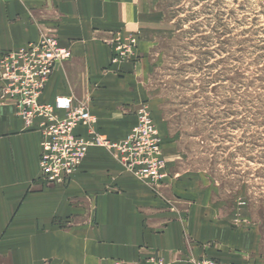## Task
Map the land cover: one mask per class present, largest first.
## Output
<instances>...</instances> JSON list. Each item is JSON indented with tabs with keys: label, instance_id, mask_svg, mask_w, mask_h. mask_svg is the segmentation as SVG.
<instances>
[{
	"label": "crops",
	"instance_id": "obj_1",
	"mask_svg": "<svg viewBox=\"0 0 264 264\" xmlns=\"http://www.w3.org/2000/svg\"><path fill=\"white\" fill-rule=\"evenodd\" d=\"M154 1L0 0V61L44 36L56 37L72 55L53 69L40 103L72 98L75 108L84 105L97 118L100 134L121 142L150 98L142 39V59L130 61H114L112 40L118 33L142 36ZM1 88L0 81V264H147L150 257L165 264L203 258L256 264L229 254L244 247L237 232L194 176L173 170L164 144L169 176L158 190L102 147L88 150L66 184L47 186L39 169L41 119L29 127ZM76 133L88 134L83 126Z\"/></svg>",
	"mask_w": 264,
	"mask_h": 264
},
{
	"label": "rangeland",
	"instance_id": "obj_2",
	"mask_svg": "<svg viewBox=\"0 0 264 264\" xmlns=\"http://www.w3.org/2000/svg\"><path fill=\"white\" fill-rule=\"evenodd\" d=\"M149 11L132 33L147 66L141 106L173 170L237 232L244 247L229 254L264 264V0H155Z\"/></svg>",
	"mask_w": 264,
	"mask_h": 264
},
{
	"label": "built area",
	"instance_id": "obj_3",
	"mask_svg": "<svg viewBox=\"0 0 264 264\" xmlns=\"http://www.w3.org/2000/svg\"><path fill=\"white\" fill-rule=\"evenodd\" d=\"M128 35V36H126ZM137 39L132 34H116L112 40L117 60L137 58ZM71 50L61 47L52 35L42 37L18 50L4 54L0 61L1 93L11 100L20 118L32 127L41 119L42 134L40 170L41 179L47 186L66 184L78 171L91 147H102L111 152L126 172L158 190L169 176L163 154V141L158 134L154 119L147 106L138 109L137 126L130 136L121 142H113L96 130L97 118L88 107L73 106V99L57 98L54 105L40 103L46 85L58 63L71 58ZM57 111L65 112L60 117ZM83 126L87 136L76 133ZM114 264H130L117 260ZM147 264H165L163 259L150 257ZM195 264H235L203 258Z\"/></svg>",
	"mask_w": 264,
	"mask_h": 264
}]
</instances>
